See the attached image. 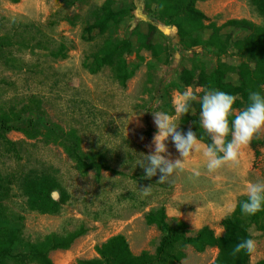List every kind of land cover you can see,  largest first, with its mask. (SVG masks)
Wrapping results in <instances>:
<instances>
[{"label":"rangeland","instance_id":"374dc122","mask_svg":"<svg viewBox=\"0 0 264 264\" xmlns=\"http://www.w3.org/2000/svg\"><path fill=\"white\" fill-rule=\"evenodd\" d=\"M105 1L0 0V116L31 119L41 133L45 124H58L63 132L74 129L82 150L110 167L82 173L61 146L44 143L41 135L27 139L21 132L0 131L1 214L20 223L22 239L13 253L23 252L25 243L48 234L65 235L84 227L85 234L69 249L49 253L54 264L96 258V247L117 234L125 237L134 254H153L162 231L148 225L145 215L159 207L165 209L168 219L182 220L193 231L207 225L219 236L216 228L221 226L223 214L237 202L238 191L246 190L242 174L247 181L264 180V132L242 150L238 165L228 163L209 172L201 151L194 152L185 161L184 170L164 183H158L159 172L151 179L145 177L138 162L143 159L141 154L154 152L157 127L152 113L175 115V94L187 88L176 87L181 72L209 74L218 58L202 46L182 50L176 29L152 18L142 0H114L113 9L128 7L131 12L111 26L106 36L131 40L134 51L125 59L135 71L124 86L111 68L90 74L83 62L103 42L96 32L86 34L85 28L101 15ZM196 7L207 23L217 26L230 19L264 24L250 0H200ZM149 25L153 26L151 32ZM222 35L230 39L219 59L235 69L243 54L233 43L248 32L226 27ZM147 44L153 49H147ZM226 82L235 91L234 70L227 74ZM188 87L198 96L205 89L196 84ZM239 102L238 97L234 110H239ZM176 122L180 128V119ZM165 143L172 160L182 159L171 137ZM193 169L200 175L194 176ZM30 171L50 173L57 180L59 189L51 197L64 202L56 214L28 209L20 178ZM149 186L151 193L144 196L141 190ZM256 232L250 229L251 235ZM252 239L257 242V252L252 255L255 263L264 259V237L257 233ZM216 255V248L197 253L188 247L179 264H211ZM7 264L17 263L10 260Z\"/></svg>","mask_w":264,"mask_h":264},{"label":"trees","instance_id":"16d2710c","mask_svg":"<svg viewBox=\"0 0 264 264\" xmlns=\"http://www.w3.org/2000/svg\"><path fill=\"white\" fill-rule=\"evenodd\" d=\"M18 3L20 0H8ZM114 0H106L101 8L102 13L94 22L85 28V33L90 35L96 32L101 37L103 45L98 51L91 54L84 62L83 67L90 73L96 74L103 68H111L118 82L124 86L135 71L125 59V55L134 51L130 39L112 40L106 36L109 28L124 19L131 10L128 7L113 9ZM143 7L151 12L152 18L172 25L177 32L179 44L182 50L187 51L202 46L218 58L215 68L206 74L200 71L198 74L184 69L180 75L178 89L196 84L209 90H220L231 95H238L241 102L239 110L244 109L248 101L249 91H259L262 95L264 86V24L257 25L246 19H230L223 25L207 23L205 14L196 7L200 0H142ZM251 6L264 20V0H250ZM226 27L242 29L248 32V36L233 43L243 54L241 62L232 69L219 59L228 48L230 36L222 35ZM153 26L149 25V31ZM207 37L205 38V33ZM147 49H153L152 44L146 45ZM139 58V57H137ZM237 75L238 86L235 91L226 82V76L233 71ZM200 102H194L189 114L180 119L179 131L187 133L190 129L196 134L202 143L210 144L211 139L200 126ZM234 119V114L229 117V122ZM41 133L36 128V123L31 119H21L19 116H0V131L21 132L27 139H35L41 135L46 144L61 146L74 160L82 173L89 170L100 172L110 167L103 161L90 158L81 148V138L74 129L63 132L58 124H45ZM229 140L231 137L229 136ZM20 188L27 197V207L30 211L40 214H56L60 204L52 199L51 193L59 189V184L50 173H37L30 171L20 178ZM247 200V195L239 196L234 210L226 215L220 222L223 228L222 235L218 236L209 226H202L193 231L189 225L179 219H168L165 209L159 207L145 215L148 225H154L162 231L158 246L153 254L142 251L134 254L121 234L108 238L96 247L97 257L93 259L78 260L77 264H179L185 258V250L190 247L197 253L204 252L207 248H216L217 255L211 264H250V255L242 251L232 255L233 247L241 240L251 238L250 229L254 228L264 237V211L254 216L242 214L240 202ZM0 206V264L8 261L17 264H54L49 253L54 250H67L76 239L85 234L86 229L79 227L65 235L54 233L46 235L41 240L25 243L23 252L13 253L18 245L22 244L20 236V223L15 219L9 221L7 216L1 214ZM1 220H4L2 222ZM256 264H264V259Z\"/></svg>","mask_w":264,"mask_h":264},{"label":"clouds","instance_id":"9594fccd","mask_svg":"<svg viewBox=\"0 0 264 264\" xmlns=\"http://www.w3.org/2000/svg\"><path fill=\"white\" fill-rule=\"evenodd\" d=\"M237 99L235 95L214 89H204L202 96H198L191 87H187L183 92L177 91L173 100L175 115L162 111L152 113L157 127L152 141L154 152L148 155L141 154L143 159L138 162L144 170L145 177L151 179L159 172L158 183H164L178 170H184L185 161L194 152L201 151L207 160L209 172H215L228 163L238 165L242 150L254 139L260 138V134L264 132V95L259 91L250 90L249 103L242 110L233 109ZM197 100L201 104L200 126L210 137V144L202 143L190 129L187 133L178 130L179 125L176 121L189 114L193 102ZM159 103L157 100V104ZM233 114L234 119L230 125L229 117ZM169 137L182 159L170 158L165 143ZM193 175L199 176V170L193 169ZM151 187L143 188L142 194L149 195ZM246 195L247 200L239 204L242 214L254 216L264 211V180L247 181ZM242 251L250 256L255 254L257 242L251 238L241 240L233 247L231 254L237 255Z\"/></svg>","mask_w":264,"mask_h":264},{"label":"crops","instance_id":"0c3cea01","mask_svg":"<svg viewBox=\"0 0 264 264\" xmlns=\"http://www.w3.org/2000/svg\"><path fill=\"white\" fill-rule=\"evenodd\" d=\"M200 10V9H199ZM244 183H246L247 182V176L244 174H242V177L240 178ZM242 195H246V190H241V191H238V193H237V197H239V196H242ZM235 205H236V200H234V202H232V204L230 205V207L228 208V211H226V213H224L223 214V216H222V219L226 216V215H228V214H230L232 211H233V209L235 208ZM204 226H207V225H204ZM217 233H219V236L220 235H222V233H223V228L221 227V226H218L217 228ZM258 233V235H260V233L259 232H256V233H252V236L253 235H255V234H257ZM259 260H262V259H257V261L256 262H258ZM256 262L255 263H253L252 262V255L250 256V264H256Z\"/></svg>","mask_w":264,"mask_h":264}]
</instances>
